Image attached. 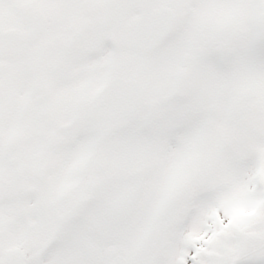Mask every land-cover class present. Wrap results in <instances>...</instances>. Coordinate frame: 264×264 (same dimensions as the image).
Masks as SVG:
<instances>
[{"label":"snow or ice","instance_id":"1","mask_svg":"<svg viewBox=\"0 0 264 264\" xmlns=\"http://www.w3.org/2000/svg\"><path fill=\"white\" fill-rule=\"evenodd\" d=\"M0 264H264V0H0Z\"/></svg>","mask_w":264,"mask_h":264}]
</instances>
